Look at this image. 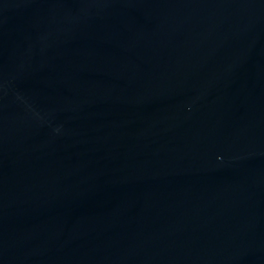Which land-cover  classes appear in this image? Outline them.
<instances>
[{"label":"water","instance_id":"1","mask_svg":"<svg viewBox=\"0 0 264 264\" xmlns=\"http://www.w3.org/2000/svg\"><path fill=\"white\" fill-rule=\"evenodd\" d=\"M0 264H264V0H0Z\"/></svg>","mask_w":264,"mask_h":264}]
</instances>
